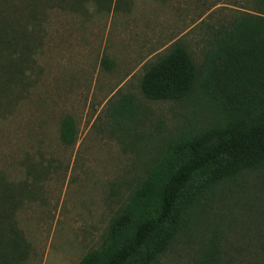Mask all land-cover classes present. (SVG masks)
<instances>
[{"label":"rangeland","instance_id":"374dc122","mask_svg":"<svg viewBox=\"0 0 264 264\" xmlns=\"http://www.w3.org/2000/svg\"><path fill=\"white\" fill-rule=\"evenodd\" d=\"M11 1L13 18L25 21L21 37L12 38L27 47L0 58V226L23 233L25 264H78L108 242L112 220L168 145L219 118L198 89L183 101L146 99V71L180 45L202 72L214 33L264 8L260 0L0 6ZM30 12L38 24L26 18ZM12 64L18 68L10 71ZM124 100L136 106L135 116L117 112ZM68 116L76 124L73 145L61 139ZM211 242L219 243L222 264H264V166L206 196L156 264H193Z\"/></svg>","mask_w":264,"mask_h":264},{"label":"trees","instance_id":"16d2710c","mask_svg":"<svg viewBox=\"0 0 264 264\" xmlns=\"http://www.w3.org/2000/svg\"><path fill=\"white\" fill-rule=\"evenodd\" d=\"M260 5L264 8V0ZM15 7L13 1L0 6V58L12 59L10 47H27L12 38V32L21 37L25 22L21 16L13 18ZM26 18L39 22L31 12ZM102 65L113 67L106 58ZM16 68L9 66L10 71ZM196 89L218 110L217 122L202 131L183 132L168 145L112 220L108 242L78 264H156L206 196L222 183L264 166V15H244L216 31L202 72L179 45L152 65L141 83L151 101H183ZM117 112L137 114L131 100L118 105ZM61 139L66 145L76 142L70 116L62 121ZM29 254L17 226H0V264H25ZM193 264H222L219 243L206 246Z\"/></svg>","mask_w":264,"mask_h":264}]
</instances>
